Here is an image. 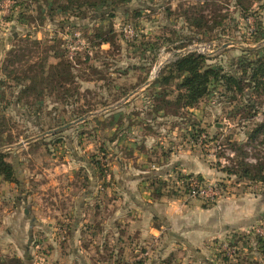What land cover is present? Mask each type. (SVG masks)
Listing matches in <instances>:
<instances>
[{"label": "rangeland", "instance_id": "rangeland-1", "mask_svg": "<svg viewBox=\"0 0 264 264\" xmlns=\"http://www.w3.org/2000/svg\"><path fill=\"white\" fill-rule=\"evenodd\" d=\"M49 2L0 0V152L17 177L0 182L1 261L64 264L51 255L55 247L69 252L78 229L90 262L127 264L126 250L130 256L144 245L130 250L128 240H113L114 229L127 232L129 211L146 206L153 226L168 235L165 211L173 205L174 213L208 212L216 231L200 248L178 243L160 264H264L257 241L264 239V181L226 171L239 151L248 164L263 154L261 136L250 138L264 118L259 94L243 90L257 102L250 108L243 93L213 83L192 107L161 106V97L174 100L178 79L155 82L188 52L239 75L240 61L262 52L264 0H109L74 12ZM192 17L205 20L203 27ZM60 59L72 64L75 83H62L69 91L37 97L31 82L22 93L27 75ZM3 209L18 216L7 227L14 236ZM119 209L125 213L114 224ZM22 216L26 243L13 240Z\"/></svg>", "mask_w": 264, "mask_h": 264}, {"label": "trees", "instance_id": "trees-1", "mask_svg": "<svg viewBox=\"0 0 264 264\" xmlns=\"http://www.w3.org/2000/svg\"><path fill=\"white\" fill-rule=\"evenodd\" d=\"M37 1V0H35ZM47 5L48 0H43ZM109 0H52L53 4L60 10H76L77 7L83 6V4H89L95 6L96 3L104 5ZM125 1V0H122ZM240 1V0H238ZM21 3V2H19ZM53 7L50 8V11ZM74 12V11H73ZM192 25L201 28L204 25L205 20L199 18H188ZM99 37V35H97ZM100 41H109V38H103ZM50 49H53L50 46ZM261 54L255 60L240 61V74L238 75L235 70L230 73L225 72L223 67L215 64H207L206 56L201 53L188 52L180 54L168 65L166 72L160 74V77L155 81L159 84H166L172 78H177L176 84L177 94L174 100H167L160 98L161 106L167 104H176L178 107L186 108L194 106L202 97L209 92V87L213 83H219L225 90L235 89L236 91L243 93L244 98L248 99L251 106L257 104L252 100V94L244 93L243 90L248 87L254 94H259L260 105L264 104V45L260 47ZM251 52L250 50H244ZM57 55V54H56ZM58 56V55H57ZM45 65L39 71L40 73L34 75H27L26 79L29 84L24 87L22 93L29 94L31 82L36 85L35 95L40 97L45 91L52 92L58 91L66 93L69 89L63 86V82L75 83V75L70 71L72 64L66 60H58L54 64ZM38 85V86H37ZM73 87V86H72ZM29 96V95H25ZM259 104V102H258ZM257 135L261 136V142L264 143V118L254 127L251 137ZM238 160L235 163V167L232 169L227 168L226 171L233 174H238L248 180L264 181V151L260 160L256 164H248L244 161L243 152L237 153ZM4 181H17L16 169L12 162L5 159V155L0 152V182ZM160 190V188H159ZM160 193V192H159ZM257 241H263L262 248L264 249V239L261 236H257ZM264 251V250H263ZM19 259L17 257L9 258V262L1 261L0 264H18ZM21 264V262H20ZM133 264H142L141 260H136Z\"/></svg>", "mask_w": 264, "mask_h": 264}, {"label": "crops", "instance_id": "crops-1", "mask_svg": "<svg viewBox=\"0 0 264 264\" xmlns=\"http://www.w3.org/2000/svg\"><path fill=\"white\" fill-rule=\"evenodd\" d=\"M2 184V183H1ZM132 200H137L136 197H132ZM137 202V201H136ZM145 203V202H144ZM147 203V202H146ZM145 203V204H146ZM175 206L172 205V210L170 211L167 209L165 211L166 215L168 216L169 226H170V232H168V235L164 232L163 228H155L153 226L152 217H153V211L149 210L146 206L139 207L138 211H129V214L131 215L130 219H128L126 228L128 229L121 233V226L119 228L114 229L113 234V240L115 242L122 240H128L129 249L133 248L136 243L143 244L142 251H138L134 248L133 251H131L130 256L128 251L126 250L125 255L123 254V259L126 256L129 257L127 260V264H133L136 260H141L142 264H160L161 259H163L164 256L167 254H170L173 249L177 246L179 243L180 245H186L190 248H200L201 245L212 236V234L216 231V219H211L208 217V212H198L195 210H189L187 208H184L180 210L179 212L174 213ZM123 209H119V211H116L115 215L112 217L114 220V224L118 222H121L120 216L125 212L122 211ZM4 212H2L3 219V226L7 229V227L14 228L12 226L13 223V216H16L15 214H11V210L9 209H3ZM125 211L127 209L125 208ZM195 211V212H192ZM27 213L26 209L23 210V215L25 216ZM13 215V216H11ZM24 216L17 219L18 221V233L17 237H14V241L20 242L24 241L26 243L27 240L26 237L28 235V223L25 220ZM201 216H205L206 218L201 222ZM18 216L15 217V219ZM117 225V224H116ZM119 230V231H117ZM8 231V229H7ZM30 231V230H29ZM15 232L8 231V234L10 236H14ZM127 233V234H126ZM79 231L76 229L72 233V237L70 239V249L69 252H64V254L57 253V248L55 247L54 256L51 255V258L54 257L55 261L63 262L64 264H93L90 262L89 258L84 252V249L79 247L77 245V239H78ZM122 234V235H120ZM120 235V236H119ZM153 238L155 239L156 244L153 248H150L146 244H149V240ZM25 247V246H24ZM138 247V246H137ZM147 248V249H145ZM118 256L120 257L121 254L118 253ZM192 261V260H190ZM97 264H100V262H97Z\"/></svg>", "mask_w": 264, "mask_h": 264}, {"label": "water", "instance_id": "water-1", "mask_svg": "<svg viewBox=\"0 0 264 264\" xmlns=\"http://www.w3.org/2000/svg\"><path fill=\"white\" fill-rule=\"evenodd\" d=\"M130 95H131V94H129L128 96H126V97L124 98V100H126ZM85 118H86V117H80V118H78L77 120H74V121H72V122H68V123H66V124H64V125H61V126L57 127V128H54V129L48 130L47 132L42 133V134L39 135V136H44L45 134H50V133L58 132V131H60V130H63V129H65V128H68L69 126H71V125H73V124L78 123L79 121L84 120ZM39 136H38V137H39ZM32 139H33V138H32ZM32 139H30V140H32ZM17 145H20V143L17 144Z\"/></svg>", "mask_w": 264, "mask_h": 264}]
</instances>
